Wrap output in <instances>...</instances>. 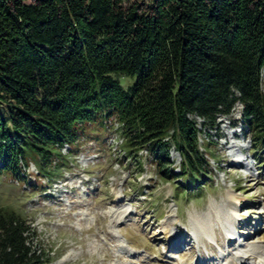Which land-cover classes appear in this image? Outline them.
I'll list each match as a JSON object with an SVG mask.
<instances>
[{
  "label": "trees",
  "instance_id": "obj_1",
  "mask_svg": "<svg viewBox=\"0 0 264 264\" xmlns=\"http://www.w3.org/2000/svg\"><path fill=\"white\" fill-rule=\"evenodd\" d=\"M262 79L264 0H0V172L52 173L65 144L114 128L124 157L145 149L161 177L191 185L216 157L195 115L212 125L240 102L264 145ZM35 234L0 206V264H50Z\"/></svg>",
  "mask_w": 264,
  "mask_h": 264
},
{
  "label": "rangeland",
  "instance_id": "obj_2",
  "mask_svg": "<svg viewBox=\"0 0 264 264\" xmlns=\"http://www.w3.org/2000/svg\"><path fill=\"white\" fill-rule=\"evenodd\" d=\"M113 75L124 87L134 80ZM241 107L212 125L195 115L199 143L209 140L216 157L190 174L191 185L161 177L145 149L140 163L124 157L113 128L99 140L81 135L65 144V157L46 165L52 173L33 162L22 178L1 171L0 206L27 218L32 244L48 250L50 264H254L264 255V145L253 148ZM169 157L178 170L173 146ZM198 217L210 235L195 233Z\"/></svg>",
  "mask_w": 264,
  "mask_h": 264
},
{
  "label": "bare ground",
  "instance_id": "obj_3",
  "mask_svg": "<svg viewBox=\"0 0 264 264\" xmlns=\"http://www.w3.org/2000/svg\"><path fill=\"white\" fill-rule=\"evenodd\" d=\"M228 222H229V220L227 219V218H225V220H224V222L223 223H225L226 225H228V227H229V224H228ZM196 223H197V225L195 226V229H194V231H195V233L196 234H203V233H205V234H207V235H210L209 234V224L207 223V221H206V219H204V218H201V217H198L197 219H196ZM228 232H230V234H234L233 233V230L231 229V227L228 229ZM208 237V236H207ZM210 238V237H209ZM172 242H174L173 240H172ZM183 244V243H182ZM182 246V245H181ZM179 247L180 246H177V245H175V246H173V248H172V250H178L179 249ZM259 255V254H258ZM264 255H260V256H257L256 258L254 257V264L255 263H257V264H264ZM257 259V260H256ZM170 260H172V259H170ZM169 261V260H168ZM167 261V262H168ZM175 261V260H174Z\"/></svg>",
  "mask_w": 264,
  "mask_h": 264
}]
</instances>
